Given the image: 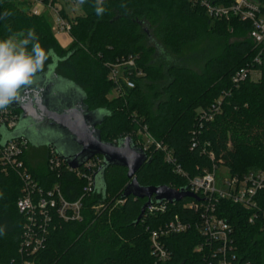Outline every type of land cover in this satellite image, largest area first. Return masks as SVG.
Segmentation results:
<instances>
[{"label":"trees","instance_id":"16d2710c","mask_svg":"<svg viewBox=\"0 0 264 264\" xmlns=\"http://www.w3.org/2000/svg\"><path fill=\"white\" fill-rule=\"evenodd\" d=\"M70 1L80 4L82 15L70 18L62 7L61 16L71 25L69 49L61 47L46 18L32 13V3L26 0H0V40H21L33 31L46 51L52 49L55 59L46 61L36 78L53 71L57 78L80 89L88 110L103 116L98 129L104 143L118 145L128 139L143 152L146 128L190 178L215 165L225 167L232 177L264 172V64H253L256 51L248 38L249 23L210 20L188 0ZM97 6L104 9L100 15ZM204 37H214L220 51L202 57V73L182 65L163 68L156 64L163 48L182 55ZM129 58L136 60L144 77L135 80L134 89L122 85V95L109 101L107 93L115 86L107 79L106 65ZM241 69L258 72V80L249 78L233 85L232 79ZM213 105H221L220 112L213 121L205 122L201 117ZM8 109L20 117L19 110ZM17 127L3 131L2 145L14 137ZM194 142L197 147L191 151ZM143 153L147 162L136 174L141 187L187 189V181L174 172L163 152L150 146ZM42 158L46 168L41 171L31 166L28 151L21 161L45 195L58 188L70 202L82 198L83 219L66 223L52 211L44 237L39 229L30 231L43 240V246L33 255L21 253L28 219L19 213L17 202L24 196V181L19 170L0 162V264H201L205 257L211 258L197 229L200 214L185 208L190 199L167 204L164 213L150 214L146 209L139 220L147 200L128 196L130 181L125 169H103L94 192L85 196V170L77 175L64 163L51 172L47 155ZM29 193L38 197L37 190L29 189ZM258 203L264 212V190ZM150 205L161 204L152 199ZM218 214L233 230L237 262L264 264L262 217L250 224L252 213L229 201H221ZM175 216L194 226L163 240L171 259L161 263L153 256L150 236ZM200 246L204 250L199 253Z\"/></svg>","mask_w":264,"mask_h":264},{"label":"built area","instance_id":"2783aa9c","mask_svg":"<svg viewBox=\"0 0 264 264\" xmlns=\"http://www.w3.org/2000/svg\"><path fill=\"white\" fill-rule=\"evenodd\" d=\"M35 6H45L52 11L55 17L57 35L69 34L71 25L61 16V9L58 4H54L52 0H26ZM192 5L200 7L210 20L213 21H232L237 20L242 23H249L251 30L248 34L249 40L256 51L253 64H264V0H188ZM230 1V2H229ZM34 9V8H33ZM34 11V10H33ZM109 74L108 81L115 86L117 93H122L123 87L126 89L135 88V80L144 77L143 72L138 68L136 60L122 59L114 64L106 65ZM255 71L249 69L239 70L232 79L233 85H239L245 82ZM221 105H213L209 111H205L201 117L205 122H211L220 112ZM19 115L9 110H0V129L3 131H12L19 124ZM3 131H0V144ZM143 152H146L150 146H154L157 151L164 153L166 162L174 168V172L187 181L188 193L195 195L198 201L191 200L186 204L185 208L193 210L200 214V224L197 226L198 231L206 241L210 257H205L201 264H213L217 260V264H239L237 255L233 247L231 226L224 218L218 214V206L221 201H229L233 205L240 206L252 213L249 223L262 217L264 221V212L259 207V194L264 190V172H251L242 177H232L223 181L225 190H219L216 187V172L219 167L216 165L210 170H205L202 174L195 178H190L177 165L171 153L167 148L156 142L144 128ZM193 136H197L193 133ZM30 143L25 138L10 140L0 145V162L6 168H14L21 172V177L24 181L23 193L24 196L17 202V209L20 214L26 215L28 223L24 235L23 251L27 255L37 253L43 246V240L36 239L30 231L36 229L41 230V235L44 237V227L52 222V211L55 212L63 222L81 221L83 199L74 202L66 200L58 188H54L46 195L38 188V185L32 179L28 170L24 167L21 157L27 152ZM139 147V146H137ZM197 147L194 142L191 151ZM141 148V147H139ZM213 160L214 156L210 155ZM66 164L67 169L80 175V170H85L84 179L86 186L83 188L85 196L91 195L95 187V174L103 166L104 160L101 156H95L87 161L78 169H72L63 161L53 148L50 149L48 156V166L51 172L57 171L62 164ZM229 173V172H228ZM29 189L37 190L38 197L34 199ZM168 202H163L160 206L150 205L147 210L150 214L154 212L164 213ZM98 210V208H94ZM194 225L182 222L178 216H175L165 227L158 231H153L150 236L152 253L155 258L161 263H167L171 259V254L166 248L163 240L170 235H181L188 232ZM261 230L264 233V223ZM204 247L200 246L196 249L197 252H202ZM23 264H30L24 262ZM246 264V263H243Z\"/></svg>","mask_w":264,"mask_h":264},{"label":"water","instance_id":"95a60500","mask_svg":"<svg viewBox=\"0 0 264 264\" xmlns=\"http://www.w3.org/2000/svg\"><path fill=\"white\" fill-rule=\"evenodd\" d=\"M84 100L80 89L60 80L53 71L35 78L33 84L21 90L19 99L9 105L21 112L19 126L11 140L25 138L33 147L40 148L43 146L38 138L44 130L51 135L61 134L56 142H48L45 147L53 148L70 168L78 169L95 156L103 158L104 166L95 175V186L103 169L109 166L125 169L130 181L128 196L147 200L139 220L152 199L159 204L181 203L185 199L198 201L186 190L176 191L166 186L141 187L136 174L147 162L146 155L133 147L128 139L118 145L104 143L98 129L103 116L89 111Z\"/></svg>","mask_w":264,"mask_h":264},{"label":"rangeland","instance_id":"374dc122","mask_svg":"<svg viewBox=\"0 0 264 264\" xmlns=\"http://www.w3.org/2000/svg\"><path fill=\"white\" fill-rule=\"evenodd\" d=\"M52 1H54V4H58L61 10H62V7H64L66 14L70 18H74V17L82 15V10H81L79 3L73 4L70 0L69 1L68 0H52ZM65 3H67V5L63 6ZM30 7L32 10L33 5H31ZM38 11H39L40 16H44L46 20L48 21L55 35V38L57 39L61 47L64 46V49H69L70 44H71V39L69 38V34H61V35L56 34L55 17L52 11L49 10V8L45 6H40L38 8ZM14 40H16L17 42L19 41V39L17 38H14ZM163 50L164 51L162 53H159L157 55V59L155 61L157 65L163 68H166L167 66H171L170 64L182 65V66L189 67L198 73H202L203 72L202 63H201L203 61L202 57L205 58V57L216 55L220 51V46H218V43L214 37H204L196 45H192L189 48H187V50L183 52L182 55H173L171 52H169L165 48H163ZM250 77L252 81H257L259 77V73L254 72L252 73ZM120 95H122V93L121 94L117 93L116 90H114L113 92L107 93V99L111 101L112 99L117 98ZM60 137H62L61 134L51 135L46 130H44L40 134V137L38 138V140L40 141L43 147L32 149L33 146L30 144V147L28 148L27 151L30 155V164L35 170L37 171L45 170L46 162L44 161L45 159H43L42 157L47 155V158H48L49 153H50V149H48V151L45 150L46 149L44 148L45 144L51 141L56 142ZM74 148L76 150V147ZM228 178H229L228 170L225 167H222V166L219 167L216 172L217 189L225 190L223 181L227 180Z\"/></svg>","mask_w":264,"mask_h":264},{"label":"clouds","instance_id":"9594fccd","mask_svg":"<svg viewBox=\"0 0 264 264\" xmlns=\"http://www.w3.org/2000/svg\"><path fill=\"white\" fill-rule=\"evenodd\" d=\"M103 12L102 7H96L97 15ZM50 58L55 59V53L52 49L46 51L33 31L18 42L13 38L0 40V110L19 99L21 90L33 84Z\"/></svg>","mask_w":264,"mask_h":264},{"label":"crops","instance_id":"0c3cea01","mask_svg":"<svg viewBox=\"0 0 264 264\" xmlns=\"http://www.w3.org/2000/svg\"><path fill=\"white\" fill-rule=\"evenodd\" d=\"M40 6H35V7H33L34 9H32V12L33 13H35V14H37V15H40L39 14V11H38V8H39ZM34 10V11H33ZM71 45V44H70ZM68 47V46H67ZM62 48H64V46H62ZM18 128V127H17ZM33 148H35L36 149V147H32V149ZM44 148H47V147H44Z\"/></svg>","mask_w":264,"mask_h":264}]
</instances>
